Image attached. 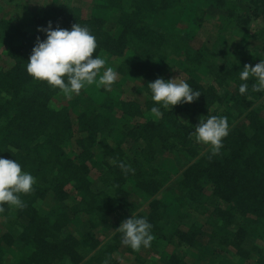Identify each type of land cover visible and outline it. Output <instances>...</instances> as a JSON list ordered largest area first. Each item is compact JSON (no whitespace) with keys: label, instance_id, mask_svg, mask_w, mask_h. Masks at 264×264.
<instances>
[{"label":"trees","instance_id":"16d2710c","mask_svg":"<svg viewBox=\"0 0 264 264\" xmlns=\"http://www.w3.org/2000/svg\"><path fill=\"white\" fill-rule=\"evenodd\" d=\"M48 21L88 27L109 90L27 73ZM260 59L264 0H0V157L35 177L0 211V264H264V91H238ZM157 77L201 93L154 119ZM209 115L229 127L215 155L189 135ZM131 215L150 247L121 244Z\"/></svg>","mask_w":264,"mask_h":264},{"label":"clouds","instance_id":"9594fccd","mask_svg":"<svg viewBox=\"0 0 264 264\" xmlns=\"http://www.w3.org/2000/svg\"><path fill=\"white\" fill-rule=\"evenodd\" d=\"M38 31L46 33L45 39L39 36L32 48L26 63V71L34 79L46 81L66 96L79 95L82 88L95 84L106 91L111 88L117 79V73L111 67L104 68L105 59L99 55L92 56L96 51L97 43L87 26L73 24L71 29L52 27V21L47 26H37ZM103 68V71H101ZM254 78L253 91H264V59L252 66L244 64L239 71L238 91L245 94L248 89L247 80ZM151 93V100L155 103L150 108L154 119L162 115L161 108L171 109L178 103L193 102L199 95V90H193L183 79H164L157 77L147 83ZM229 127L224 116L209 115L200 117L199 123L189 133L196 142L207 145L210 153H219L223 138L228 135ZM123 172L133 171L129 165L119 162ZM35 177L22 170L17 160L0 157V211L5 204L23 208L24 203L20 194L30 193L33 190ZM151 223L143 216L131 215L120 222L116 231L121 233V244L133 250L142 246L150 247L154 236L151 232ZM103 264H109L104 260Z\"/></svg>","mask_w":264,"mask_h":264}]
</instances>
